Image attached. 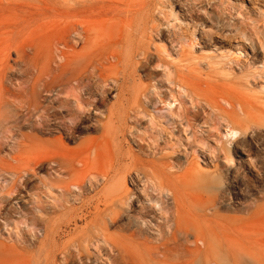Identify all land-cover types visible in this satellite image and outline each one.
<instances>
[{"label": "rangeland", "instance_id": "rangeland-1", "mask_svg": "<svg viewBox=\"0 0 264 264\" xmlns=\"http://www.w3.org/2000/svg\"><path fill=\"white\" fill-rule=\"evenodd\" d=\"M78 1L0 0V264H217L228 234L236 244L253 245L240 227L243 217L264 216V0H162L166 14L156 11L154 23L164 37L145 38L151 59L133 55L125 80L105 63L110 91L91 84L81 94L99 109L72 119L67 113L76 98L54 78L60 49L68 55L73 49L56 46L54 30L70 20L67 3ZM100 1L132 11L143 0ZM176 75L189 78L180 82ZM121 86L131 102L122 110L115 107ZM61 95L72 98L69 106L59 105ZM138 98L139 123L132 107ZM187 107L192 127L179 117ZM63 120L74 129L66 130ZM230 126L240 133L226 136ZM61 156L72 160L52 161ZM149 168L164 173L151 178ZM112 210H121L115 222ZM177 217L188 228L180 250L156 253L157 224L171 231ZM98 221L108 223L104 231ZM127 223L146 229L152 242L140 246L144 256L113 248L116 240L132 249L118 236ZM198 230L216 253L199 252L205 242ZM183 244L198 247L197 256L182 253Z\"/></svg>", "mask_w": 264, "mask_h": 264}, {"label": "bare ground", "instance_id": "bare-ground-1", "mask_svg": "<svg viewBox=\"0 0 264 264\" xmlns=\"http://www.w3.org/2000/svg\"><path fill=\"white\" fill-rule=\"evenodd\" d=\"M164 2L162 0H143L140 4H138L139 6L132 11L121 9L116 2L114 3L115 5L112 4L107 6L105 4H102L100 0H80L75 3H67V7L69 8V10L66 14V17L70 20H68L62 27L58 28V30H54L55 34L59 36L57 41L55 42V45L59 46L61 44L63 47L72 48L73 50L72 55H68L67 53L69 50L60 49V55L63 58V61L58 63L59 72L55 75L54 79H56L59 84L62 85V87H68V89H70L69 92L76 98V108H68L69 112L67 113L70 114V117L72 119H74V116L76 115L80 116L84 113H92L93 111L99 109V102L87 99L81 94L82 91L89 92L88 90L91 88V84H97L99 87L98 89H100L103 94H106L108 93V91H110L111 87H107L110 84V76L106 75L105 71L103 72V68L106 67L105 63H108L110 64V66L114 67L112 70L113 74L118 75L120 73L122 75V79L125 80V78L129 76L126 70L128 65L127 63H129L128 61L131 60L133 55L141 54L147 61L151 59L153 54L149 50V46L146 40H151L153 33L156 34L159 38L164 37V28L161 27L159 23H154V21L157 19L155 17L156 11L166 14V12L162 9V6L165 4ZM125 13H127L126 18L117 20L118 16ZM173 41H178L181 43L182 39L180 40V38L175 35V39H173ZM75 44L80 45V48L76 49ZM184 51L185 50L183 49H181L180 51L183 53V57L185 55L184 53H186V51ZM167 52L169 55H171L169 51ZM160 56L159 61L161 65H165V62L167 63V61L162 60ZM187 56L188 55H186L185 57ZM172 76L171 78L176 81V77L173 78L174 76ZM180 76L181 75L177 76L179 77L177 79L180 82H183L184 78L182 77L185 76ZM185 78L187 80V78L189 77ZM39 79L40 78L37 77V82H39ZM115 80L116 82H119V79L117 77L115 78ZM46 84V86H44V89L49 90L50 83ZM122 90L123 89L121 86L120 93L118 94L117 101L115 102L116 109L121 110L127 109V105H131L130 99L128 97H125L123 93H121ZM34 99L37 98L35 97ZM57 100L61 107H65L73 101L72 98H69L68 95L59 97ZM32 104L35 105L36 108H39L40 106L38 102H33ZM168 104L170 105L171 110L173 103L169 102ZM91 107H93L92 111ZM132 107L135 109L136 121L138 123L141 122L143 119L141 114L144 112V109L141 104L139 105V98L133 102ZM46 108L47 107L43 108V110H46L45 115L46 113L48 114V109L49 112H51L50 108ZM110 112H112V110ZM192 112V107H187L184 113L179 114V117H182V119L187 122V125L189 127H192ZM42 121H44L43 118ZM173 121L182 122L181 119L179 120L176 117H173ZM63 126L66 130L67 128L74 129L73 126H71L69 123L67 124V122L65 121L63 122ZM69 129L68 131H70ZM239 133L240 130L238 128L230 126V128L226 130L225 135L229 137H235ZM140 137L143 138L142 135ZM143 145L144 144L140 143L141 149L143 148ZM154 145H156L155 147H157L158 142ZM189 145H191V142L189 143ZM131 157L142 160L140 156L133 153L131 154ZM71 160L72 159L66 156L52 158L53 162H58L62 166H65ZM162 164L164 165V167H168L169 165H171V163L168 161V156H164ZM144 172L147 175H150L152 178L158 176L160 177V174L164 173V170L161 168H149ZM166 187L169 188L168 185L162 182L161 188ZM146 196L150 197V199L153 200V196L151 194L147 193ZM173 197L177 202L176 213L177 216H179L180 213H178V211L180 209V206L178 205L180 203L177 201L174 193ZM104 202L106 201L104 200ZM242 209L243 211L247 210V206L244 205ZM112 211L114 213V216H112V220L115 222L120 217L121 210ZM171 216L172 215H170L166 211L162 217L166 222H168ZM260 217H262L264 221V216L261 215H255L253 218L249 216L243 217L242 226L240 227L243 238L253 241V245L246 246V242H239V244H236L234 243V239L232 238V236L228 234L225 252L220 253L222 255V258H224V261L222 263L217 261V264H264V223L260 228ZM175 220L178 221L177 225L171 231H165L164 223L157 224L158 227L156 229H158L160 235L159 237H157V241H155V244L151 245V247L155 249L156 253H162L163 256H166L168 253L180 250L182 242L179 240V236L184 232L185 235H187L188 228H182L178 217ZM98 222L99 229L104 231L105 228H107L108 223L106 221ZM255 223H258V227L255 226ZM123 226L124 227L122 229H125L127 232H118V236L121 240H130L132 242L133 247L131 250L128 247L120 246L121 244L119 245L118 241L116 240H112V244L107 233H105V241L111 243L113 245V248L118 250L119 254L123 252H130L135 256H144L140 246L146 245L148 244V242H152L144 235L146 229L143 227V225L132 223H127ZM228 229H233V227L228 224ZM194 234L197 239H201L205 242V249L199 250V252H217L215 247L212 248L213 245L210 246L207 243V236L204 237L201 230L196 231V233ZM182 246L186 245L183 244ZM197 250L198 247H195L192 250L189 249L188 246H186V248L181 252H187L191 256H197V254L194 253ZM221 250L222 249H220V251Z\"/></svg>", "mask_w": 264, "mask_h": 264}]
</instances>
